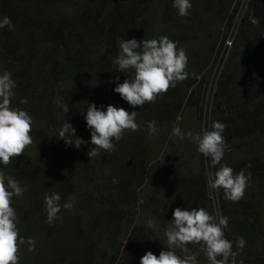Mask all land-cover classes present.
Here are the masks:
<instances>
[{
  "label": "trees",
  "instance_id": "trees-1",
  "mask_svg": "<svg viewBox=\"0 0 264 264\" xmlns=\"http://www.w3.org/2000/svg\"><path fill=\"white\" fill-rule=\"evenodd\" d=\"M174 0H0V19L10 17L14 27L0 29V74L15 81L12 106L33 118V144L0 170L14 176L24 188L13 198L17 227L33 238L35 251L20 249V264H140L148 251L159 255L156 232L141 218H152L162 228L172 224L177 207H213L209 159L198 151L200 170L183 175L173 154H156L160 142L149 135L147 123L173 124L190 107L198 114L199 131L213 121L223 123L226 142L221 164L234 173L250 172L245 194L238 202L216 191L219 216L228 218L225 236L264 241V0H249L232 52L222 67L213 92L208 119L205 93L213 66L232 26L236 9L217 0H190L189 15L181 17ZM215 5L218 6L216 8ZM207 13L221 15L223 27L216 39L201 28ZM199 26L206 40L188 62V78L142 108L131 107L114 88L130 73L116 70L114 59L124 39L167 36L178 48L197 37ZM206 25V24H205ZM205 25H203L205 27ZM210 25V23H207ZM119 80H115V77ZM185 86V90H184ZM26 99V104L20 100ZM87 102V103H86ZM106 111L108 105L138 111L139 129L128 131L116 150L90 160V143L66 145L59 131L67 120L77 137L90 142L87 104ZM68 105L69 113L63 111ZM103 106V107H101ZM166 143V142H165ZM94 147V146H93ZM251 165V167H247ZM61 196L62 219L46 223V193ZM74 198L73 207L63 204ZM187 252L201 251L186 245ZM237 264H264V256H236Z\"/></svg>",
  "mask_w": 264,
  "mask_h": 264
},
{
  "label": "clouds",
  "instance_id": "clouds-1",
  "mask_svg": "<svg viewBox=\"0 0 264 264\" xmlns=\"http://www.w3.org/2000/svg\"><path fill=\"white\" fill-rule=\"evenodd\" d=\"M173 7L178 9L181 17H185L189 15L192 4L190 0H174ZM5 27H14L10 17L0 19V29ZM119 49V55L113 61L117 66L115 69L130 75L123 83L117 84L114 92L133 108L154 103L159 96L188 78L186 52L167 36L142 41H137L136 38L124 39L120 42ZM114 79L119 80V77ZM15 87V81L9 72L0 74V164L5 167L33 144V118L27 111L12 106ZM20 103L26 104L27 100L21 99ZM63 111L69 113L68 105L63 106ZM137 115L138 111L129 112L123 107L108 105L106 111H103L94 103L87 104L85 120L91 130L90 142L77 137L75 129L67 120L58 133L59 139H63L66 145L74 144L77 149L90 143L87 155L91 160L100 156L101 150L105 153L114 152V140L120 141L128 131H137ZM146 126L150 136L157 132L155 121L148 122ZM225 127L223 123L213 121L210 127L204 128L200 133H183L179 126H174L172 135L181 140L187 136L198 146L197 150L209 159L210 168L215 169L219 165L218 170L208 173L209 188L213 191L222 189L226 200L238 202L245 194L251 173L247 176L244 170L234 173L232 167L221 164L226 148L223 136ZM23 193L24 188L20 182L0 170V264H20L22 245L27 246L29 252L35 251V240L22 237L17 227L18 216L13 207V198L22 197ZM60 201L61 196L56 192L45 194L47 224L53 225L56 220L62 219L58 215L61 212ZM73 204L74 198H69L63 208L70 209ZM171 222L164 233L167 250H162L158 256L151 251L146 252L141 257L140 264H198L196 255L181 254L187 252L188 244L199 245L210 264H237L238 252L233 251V242L225 236L227 217L214 216L203 207L191 210L177 207L173 210ZM147 227L154 228L156 225L153 220H148ZM245 244L243 237L236 241L238 249H243ZM177 250H180L179 254Z\"/></svg>",
  "mask_w": 264,
  "mask_h": 264
},
{
  "label": "rangeland",
  "instance_id": "rangeland-1",
  "mask_svg": "<svg viewBox=\"0 0 264 264\" xmlns=\"http://www.w3.org/2000/svg\"><path fill=\"white\" fill-rule=\"evenodd\" d=\"M223 1V0H219ZM228 4L231 3L230 12H232L233 9H236L235 17L233 19L232 26L229 28L228 36L230 39L234 40L239 28V24L242 20V18L245 15V12L248 7L249 0H224ZM214 2L218 5L217 0H214ZM214 4L216 8L218 6ZM202 20L205 23H202V27L204 29H207L209 32H213V35L210 38H207L208 41H212L216 39V36L220 32V30L224 31L226 30L225 27H223V21L221 18V15H218L217 13L209 14L203 16ZM207 23H210V25H207ZM206 24V25H205ZM205 25V27L203 26ZM195 34H197V37L190 39L186 46L189 50H185L187 56H188V62H191L192 60H195L197 54L200 49L204 48L206 40L204 39V35L202 33V30H200L199 26H195ZM150 39V38H148ZM233 48V47H232ZM232 48L227 49L224 48V46L221 49L220 55L215 60L214 56L210 59V64L213 66L212 74L209 79L208 88L205 93V111L206 116L208 119V114L210 111V106L212 102L213 92L216 86V82L218 80L219 73L224 66L225 62L227 61L229 55L232 52ZM185 90V86H184ZM197 113L195 109L187 107L177 117V120L170 125L164 126L162 128H157V132L152 135V138L155 140L163 141V137H165V142H160V144L157 147L156 154H160L163 152L164 155H170L173 154L176 157V161L179 164L180 172L183 175H190L193 173H197L200 170L199 165V158H198V146L191 142L187 136L183 140H181L179 137L172 135V128L174 126H179L181 131L183 133H187L188 131H192L193 133H200L199 131V121L197 117ZM136 122L140 126V122L136 118ZM206 126V121H203L202 124V130ZM202 132V131H201ZM264 147V146H263ZM210 189V197L212 198L213 207L215 209V213L219 216L218 212V197L216 191H213ZM262 200H264V196H261ZM148 220H153L152 218H141L140 223L147 222ZM156 227H154V231L156 232V242L161 250H167L166 246L164 245L166 243V237L164 235L166 228H162L160 224L153 220ZM264 227V223H263ZM180 250H177V254H179ZM236 252H238V255L241 257H247V256H264V241H256L255 239L251 238L249 241H246V244L243 249L236 248ZM182 255H196L198 264H210V262L207 260L206 255L202 253H198L195 251L192 252H181Z\"/></svg>",
  "mask_w": 264,
  "mask_h": 264
},
{
  "label": "built area",
  "instance_id": "built-area-1",
  "mask_svg": "<svg viewBox=\"0 0 264 264\" xmlns=\"http://www.w3.org/2000/svg\"><path fill=\"white\" fill-rule=\"evenodd\" d=\"M224 48L230 49L233 46V40L230 39L229 37L226 38L225 42H224Z\"/></svg>",
  "mask_w": 264,
  "mask_h": 264
}]
</instances>
